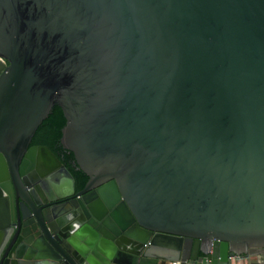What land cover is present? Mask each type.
<instances>
[{
  "label": "water",
  "instance_id": "water-1",
  "mask_svg": "<svg viewBox=\"0 0 264 264\" xmlns=\"http://www.w3.org/2000/svg\"><path fill=\"white\" fill-rule=\"evenodd\" d=\"M55 106L80 192L48 147L43 187L20 186ZM249 263L264 0H0V264Z\"/></svg>",
  "mask_w": 264,
  "mask_h": 264
},
{
  "label": "trees",
  "instance_id": "trees-1",
  "mask_svg": "<svg viewBox=\"0 0 264 264\" xmlns=\"http://www.w3.org/2000/svg\"><path fill=\"white\" fill-rule=\"evenodd\" d=\"M65 125L66 119L63 111L60 107L55 106L52 113L43 122L38 131V138L41 136L42 139L34 143L46 145L60 157L64 155L63 161L67 163L68 169L75 180L76 191L80 192L85 188L89 177L81 170H78L77 166L74 164L73 154L63 150L61 147L60 140Z\"/></svg>",
  "mask_w": 264,
  "mask_h": 264
},
{
  "label": "flooded vegetation",
  "instance_id": "flooded-vegetation-1",
  "mask_svg": "<svg viewBox=\"0 0 264 264\" xmlns=\"http://www.w3.org/2000/svg\"><path fill=\"white\" fill-rule=\"evenodd\" d=\"M5 64H6V66H8V63L6 61H5ZM40 126H39L38 130L36 131V133H35L32 141H31L29 151L27 152L26 156L23 158V161H25V171H26V174H25V176L23 178V183L21 182L20 183V186H21V188L26 189V190H27V183L28 184H31L33 187H43V182L46 179H48L47 177L49 176L48 174L45 173V171L42 168L39 167V165L42 164L41 163V159H40L41 156H42V159H45L44 158V156H45L44 154L45 153L42 150V148L43 147H47V146L46 145H43V144L34 143L35 141H39V139H42L41 136L38 138V131L40 129ZM60 144H61V142H60ZM33 148H35V149L33 150ZM54 154L62 162V164L65 165L66 168L68 169L67 163H64V161H63L64 155H62L60 157L56 153H54ZM74 164H75V162H74Z\"/></svg>",
  "mask_w": 264,
  "mask_h": 264
},
{
  "label": "crops",
  "instance_id": "crops-1",
  "mask_svg": "<svg viewBox=\"0 0 264 264\" xmlns=\"http://www.w3.org/2000/svg\"><path fill=\"white\" fill-rule=\"evenodd\" d=\"M249 264H251V263H249Z\"/></svg>",
  "mask_w": 264,
  "mask_h": 264
}]
</instances>
